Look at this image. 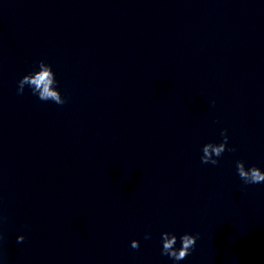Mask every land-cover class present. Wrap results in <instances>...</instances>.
Segmentation results:
<instances>
[{"label": "clouds", "instance_id": "obj_1", "mask_svg": "<svg viewBox=\"0 0 264 264\" xmlns=\"http://www.w3.org/2000/svg\"><path fill=\"white\" fill-rule=\"evenodd\" d=\"M57 81L55 79V73L52 70L50 64L44 60L38 62V70H34L24 75L18 81L17 94H23L25 86H28L32 90V94L38 96L41 101H53L57 105H63L66 103V99L62 97L57 88ZM214 103V102H213ZM223 138L219 144L207 143L202 148L203 155L201 156V163L217 165L219 163L218 158L223 155L225 151L235 152L234 147L229 148L227 129L221 130L220 133ZM216 157V158H214ZM236 170L240 179L246 184H259L264 183V171L256 166H251L246 169L245 162L238 160L236 162ZM3 221V217H0V222ZM198 235H192L185 233L179 237L181 247L177 249L175 247L177 243V236L174 233L164 232L161 234L162 240V255H167L170 259L176 262L186 259L195 248ZM3 234L0 233V241H3ZM25 237L23 235L17 238V242H23ZM145 239H150V235L146 234ZM140 243L138 240L131 241V247L138 249Z\"/></svg>", "mask_w": 264, "mask_h": 264}]
</instances>
